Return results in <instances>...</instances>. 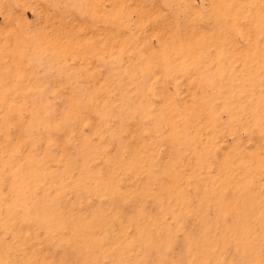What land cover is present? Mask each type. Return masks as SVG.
I'll list each match as a JSON object with an SVG mask.
<instances>
[{"label": "rangeland", "instance_id": "obj_1", "mask_svg": "<svg viewBox=\"0 0 264 264\" xmlns=\"http://www.w3.org/2000/svg\"><path fill=\"white\" fill-rule=\"evenodd\" d=\"M0 264H264V0H0Z\"/></svg>", "mask_w": 264, "mask_h": 264}]
</instances>
